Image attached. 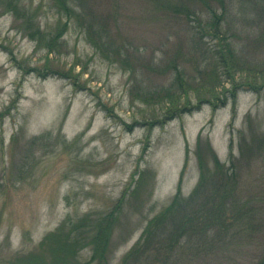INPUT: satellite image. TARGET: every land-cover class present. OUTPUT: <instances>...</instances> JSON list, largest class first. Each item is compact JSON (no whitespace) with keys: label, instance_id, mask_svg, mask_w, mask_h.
Instances as JSON below:
<instances>
[{"label":"rangeland","instance_id":"obj_1","mask_svg":"<svg viewBox=\"0 0 264 264\" xmlns=\"http://www.w3.org/2000/svg\"><path fill=\"white\" fill-rule=\"evenodd\" d=\"M159 1L85 2L97 16V39L105 26L102 37L110 36L133 64V77L120 61L104 57L76 20L54 52L29 36L23 25L33 18L48 36L56 34L66 17L55 0H20L30 9L25 16L0 1V264L40 253L43 238L67 218L101 219L115 207L108 252L110 263L119 264L171 203L183 172L182 204L193 192L200 177L199 139L223 164L231 163L232 150L239 159L238 192L243 202L250 197L262 205L253 219L264 222V0H226L223 29L243 69L230 78L220 68L223 83L213 91L206 88L213 78L196 46V21L181 5L160 7ZM175 55L188 85L179 103L188 109L150 125L145 121L161 115L160 106L133 102L131 87L137 80L152 89L172 85L180 72L168 68ZM151 61L161 71L148 68ZM199 97L212 100L197 105ZM206 161L213 176L216 161ZM180 217L182 212L166 221L165 235ZM230 238L198 252V240L188 232L167 264H249L263 247L264 226ZM91 255L87 247L77 257L84 262Z\"/></svg>","mask_w":264,"mask_h":264},{"label":"trees","instance_id":"obj_2","mask_svg":"<svg viewBox=\"0 0 264 264\" xmlns=\"http://www.w3.org/2000/svg\"><path fill=\"white\" fill-rule=\"evenodd\" d=\"M0 1L1 3L4 1L9 11L14 12L17 16H25V11L30 10L26 6L22 7L20 0ZM55 1L58 11L66 17L65 21L58 24L56 34L48 36L47 33L43 32L44 30L41 28L40 23L37 24L33 18L25 20L23 25L24 31L29 36L36 39L40 46L44 43V46L48 47L50 52H54L60 46L59 37L70 27L71 20L74 22L76 20L78 26H81L88 32V41L97 50L101 51L104 57L112 60V62L120 61L124 64L126 70L131 71L132 77L135 75L136 70L133 64H129L127 62L128 59H124L121 56L120 48L115 45V41L108 35H106L105 39L102 37L103 34L107 33L105 26L99 28L100 39H97L94 33L97 29V16L92 11V7H90V11L86 10V0ZM190 1L191 5L185 3L172 5L168 0H160L157 4L160 7L162 5L168 7L181 5L189 21H196L197 24L194 25L196 46L199 48L203 58H205L204 61L207 63L206 68L209 69L211 78H213V83L205 87L213 91L223 83L221 73H219L220 68V72L228 74L230 78L234 77L233 70L243 69L241 63L237 61L233 46L227 40V33L223 29V21L225 15L228 13V5L226 0ZM163 8L165 9V7ZM113 17L115 16L113 15ZM191 26L193 28V25ZM262 42L264 44V29L262 32ZM111 55L115 57H110ZM191 58L196 60L195 57ZM171 62L168 68L173 67L177 71L178 69L180 71L176 75L172 85L164 88L157 86L158 88L152 89L142 81L137 80L136 83L133 82L131 87L133 102L140 100L147 103V105L160 106L161 115H154L151 119L145 121L150 125L174 118L188 109L185 108V104L179 103L180 99H185L188 96L186 88L188 85L184 77V71L180 68L176 55ZM154 63L151 61L148 68L161 71L160 66ZM53 73L59 74L57 70ZM261 73L264 74V70ZM60 75L68 77L64 73H60ZM248 85L256 89L258 88L257 85H253L252 83H248ZM236 87L237 85H233V88L229 89L232 97L236 96ZM227 96L225 95V98ZM216 98L221 99L220 96H216ZM206 100L211 101L212 99L209 97H199L197 105ZM225 100L222 102H225ZM164 105H166L165 108ZM262 142H264V137L262 138ZM231 155V163L229 165L223 164L218 159L210 143L206 142V144L202 145L199 139L198 165L200 177L193 192L182 204L181 182L183 172L177 192L171 203L149 221L141 237L124 255L119 264H158L159 262L167 264L173 258L175 247L188 232H193V239L197 238L198 241L196 243L193 242V246L199 247L198 252H201L202 248L206 246L224 244L223 242L226 238L231 237L229 240H235L238 232H246L263 227V221L256 223L253 219L255 215L262 213V205L258 208L250 197L245 198L246 201L243 202L241 193L239 194L240 178L238 180L236 170V162L239 159L234 158L232 150ZM208 157L216 161L213 176L210 174L212 169L206 161ZM116 211L115 207L101 219L81 217L73 221L71 218H67L55 231L48 233L43 238L40 243V253L17 257L14 261L7 264H111L108 247L112 225L116 220ZM178 212H182V217L179 218L176 224L173 221V230L168 235H165L164 232L167 229L165 225L166 221L169 218L172 219ZM87 247L92 248L91 257L84 262L79 261L77 257L78 253ZM49 249H51L52 253H48ZM45 251H47L50 257L44 254ZM198 252L194 253L198 254ZM249 264H264V243L262 249Z\"/></svg>","mask_w":264,"mask_h":264}]
</instances>
